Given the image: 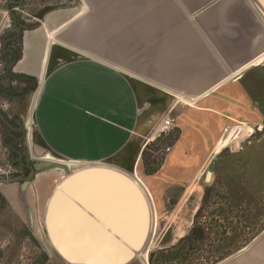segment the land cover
<instances>
[{
	"label": "crops",
	"instance_id": "obj_1",
	"mask_svg": "<svg viewBox=\"0 0 264 264\" xmlns=\"http://www.w3.org/2000/svg\"><path fill=\"white\" fill-rule=\"evenodd\" d=\"M38 24L23 32L12 71L37 80L25 90H37L35 144L51 162L129 174L148 198L153 226L151 195L158 208L181 202L227 146L226 129L245 123L264 133V66L253 65L264 56V13L255 0H74ZM5 92L0 102L11 107L17 98ZM168 115L176 128L160 135ZM9 135L2 142L12 153ZM14 156L12 166L22 159ZM40 178L3 197L46 227L54 192L44 200ZM218 264H264V232Z\"/></svg>",
	"mask_w": 264,
	"mask_h": 264
},
{
	"label": "rangeland",
	"instance_id": "obj_2",
	"mask_svg": "<svg viewBox=\"0 0 264 264\" xmlns=\"http://www.w3.org/2000/svg\"><path fill=\"white\" fill-rule=\"evenodd\" d=\"M33 1L37 0H0V52L2 36L15 33L11 12L16 14L19 23L33 26L38 24L39 16L47 13L48 9H56L66 3L74 2V0H65L66 3L63 0H38L39 4L34 5ZM255 1L264 13L259 1ZM16 2H20V5ZM43 3H50V6L43 9ZM9 5L11 11L8 10ZM4 68L2 62L0 72H4ZM1 81L2 89L9 90L17 99L11 101V107L14 109L9 107L7 98H3L2 103L0 102V108L5 114L13 110L12 119L21 120L25 127L29 128L28 135V131L25 130L26 137L24 144L22 143L24 157L30 160L31 157L42 159L47 151L39 150L38 145L35 144V127L32 136L30 134L31 116L35 125L33 99L37 90L34 92L31 88L30 92L25 93L26 88L31 84L12 85L9 80L1 79ZM6 131L0 119L1 196H4L3 194L9 189L11 191L13 184L18 183L17 191H21V182L9 181V177H18L20 170L12 166V153L4 150L2 137ZM250 134L245 131L229 139L228 146L217 155L213 164L207 166L198 182L187 188L181 202L158 208L151 195L155 209V226H153V217L147 248L130 264H150V254L161 251L165 253L167 260L156 257L157 264H218L246 248L264 232V137L262 136L264 133L254 131L247 139ZM227 137L225 135L222 138L225 141L220 144L221 147L226 146ZM69 170L77 171L75 166H69L67 171ZM1 171L6 173L3 174ZM209 171L213 174L211 182L206 181ZM63 177L61 172H46L40 178L41 191L35 187L30 192L38 190L43 193V199L46 200L59 187ZM200 208L202 211L197 219L195 216ZM18 214L5 198L2 201L0 199V264H38L39 260L47 259L48 248L51 251L50 254L48 253L51 263L48 264H66L51 249L45 225L40 227L39 222L35 223L34 218L31 220ZM195 221L199 227L207 230L203 242L195 243L194 247L188 243L178 246L180 240L191 231Z\"/></svg>",
	"mask_w": 264,
	"mask_h": 264
},
{
	"label": "water",
	"instance_id": "obj_3",
	"mask_svg": "<svg viewBox=\"0 0 264 264\" xmlns=\"http://www.w3.org/2000/svg\"><path fill=\"white\" fill-rule=\"evenodd\" d=\"M258 1L264 9V0ZM11 14L16 34L5 36L2 48L4 54L17 55L19 50L7 49V44L39 24L23 25L15 13ZM16 63L15 58L8 64L6 77ZM0 119L13 128L1 108ZM49 156L52 155L48 153L38 160L28 158L30 174L9 177V181H22L25 190L46 172L63 173L47 206L46 231L51 249L66 264H130L137 259L147 248L152 224L151 207L140 186L129 174L108 165H79L77 171L71 172L51 162ZM211 178L209 171L206 181Z\"/></svg>",
	"mask_w": 264,
	"mask_h": 264
},
{
	"label": "trees",
	"instance_id": "obj_4",
	"mask_svg": "<svg viewBox=\"0 0 264 264\" xmlns=\"http://www.w3.org/2000/svg\"><path fill=\"white\" fill-rule=\"evenodd\" d=\"M12 20H13V18H12ZM13 24H14V22H13ZM15 34L16 33L11 34L10 37H13ZM22 35L19 36L16 40L10 41L7 44V49L15 50V48H18L19 52H18L17 55H14L12 53L4 54L3 48L1 49V52H0V64H2V62H3L4 65H5V68H4V72H0V77L2 79H5V80L8 79L9 81H11V83L18 82V83H21V84L22 83L31 84L32 86H34V84L36 83L37 80H36V78H33V77H28V76H23V75H15V74H13V72H11V75L9 77H6L8 64L10 62H12L15 58L18 61L22 57V50H23V44H22L23 36ZM4 38H5V36L4 37L2 36V38H1L2 41H3ZM0 82H1L0 83V88L2 89V81L0 80ZM3 125H4V128L8 130V127L4 123H3ZM146 152L147 151L145 150L144 153H143L144 162L146 161V154H147ZM0 199H1V201L4 199L3 196H1V194H0ZM201 211H202V208H200L198 210V212H197V214L195 216L197 219H198L199 215L201 214ZM206 234H207L206 228L199 227V224L196 223V221H195L194 226L191 229V231L188 233V235L185 238L180 240L178 246H180V244H187L188 243L189 245L191 244V246L194 247L195 243H202L203 242ZM175 250H176V248H175ZM179 251L181 252L180 249H179ZM164 254L165 253L163 251L158 252V253L157 252H152L150 254V258H149L150 264H157L156 260H155L156 257H159V259H162V260H167L165 258V256H164Z\"/></svg>",
	"mask_w": 264,
	"mask_h": 264
},
{
	"label": "flooded vegetation",
	"instance_id": "obj_5",
	"mask_svg": "<svg viewBox=\"0 0 264 264\" xmlns=\"http://www.w3.org/2000/svg\"><path fill=\"white\" fill-rule=\"evenodd\" d=\"M15 33H16V29H15ZM8 37H10V36H8ZM17 49L18 48H15V50H17ZM0 65H2V64H0ZM0 91L2 93V95L0 97H3L6 94V92H5L6 90H3V89L1 90V88H0ZM9 121L11 122L13 128H10L8 125H6L2 121L8 127V130L6 129L7 130L6 133L11 134V135L6 137V143L8 145L12 146V150H13L12 153H14V155H15L14 157H16V156L19 157V155L22 156V159L20 160V162H17L14 165L15 167L19 168L17 170H20L17 175L27 177L30 174V168L27 165V161H26L27 159L24 157L25 152H24L23 146H22V143L24 142L25 137H26V133H25L26 127H25L24 122H22L19 119H16V118L10 119L9 118ZM20 182H21V184L23 183L22 181H20ZM48 250H47L48 251L47 252V259L39 260L38 264H46V263L48 264L50 262L49 254L51 251L49 248H48Z\"/></svg>",
	"mask_w": 264,
	"mask_h": 264
},
{
	"label": "built area",
	"instance_id": "obj_6",
	"mask_svg": "<svg viewBox=\"0 0 264 264\" xmlns=\"http://www.w3.org/2000/svg\"><path fill=\"white\" fill-rule=\"evenodd\" d=\"M253 65H256V66H264V56H262L261 58H259L257 61H255L253 63ZM176 119L170 115L166 116L160 126H159V134L160 135H166V134H170L173 130H175L176 128ZM26 130L28 131V128L26 126ZM245 131L248 132V134H250L248 138H250L252 136V134L254 133V130L252 128H250L249 126H247L245 123H238L236 124L235 126H232L228 129L225 130V135H227V141L229 139H231L232 137H236L237 134H242V133H245ZM224 135V136H225ZM27 140L29 141L28 137H27ZM228 146V144H227ZM226 146V147H227ZM171 149L168 148L167 149V152H169ZM2 172V171H1ZM3 174H5L6 172H2ZM10 173V172H9ZM138 181V180H136ZM139 182V181H138ZM142 184V182H139ZM148 191V190H147Z\"/></svg>",
	"mask_w": 264,
	"mask_h": 264
},
{
	"label": "bare ground",
	"instance_id": "obj_7",
	"mask_svg": "<svg viewBox=\"0 0 264 264\" xmlns=\"http://www.w3.org/2000/svg\"><path fill=\"white\" fill-rule=\"evenodd\" d=\"M29 134V128H28V133L27 135ZM53 163H56V164H59V165H63V166H66L64 163H60V162H53ZM70 166V165H69ZM69 166H66L67 167V170L69 169Z\"/></svg>",
	"mask_w": 264,
	"mask_h": 264
}]
</instances>
